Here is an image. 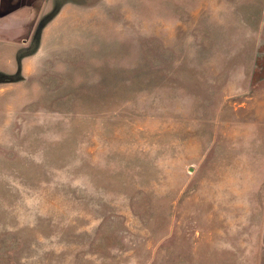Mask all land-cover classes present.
I'll return each mask as SVG.
<instances>
[{
	"label": "rangeland",
	"instance_id": "1",
	"mask_svg": "<svg viewBox=\"0 0 264 264\" xmlns=\"http://www.w3.org/2000/svg\"><path fill=\"white\" fill-rule=\"evenodd\" d=\"M11 3L0 264H264V0Z\"/></svg>",
	"mask_w": 264,
	"mask_h": 264
},
{
	"label": "crops",
	"instance_id": "2",
	"mask_svg": "<svg viewBox=\"0 0 264 264\" xmlns=\"http://www.w3.org/2000/svg\"><path fill=\"white\" fill-rule=\"evenodd\" d=\"M17 8L19 9L18 11H22L23 12L24 19H25V15H26L25 7L21 8V4H19V6ZM13 9L14 8H12L11 0H0V19L1 18L3 19V24H5V25H9V24H12V23L16 24L17 22H15L14 20H16V19L20 20L19 16H21V15L18 14V17L16 18V15L14 13H12ZM28 9H30V8L28 7Z\"/></svg>",
	"mask_w": 264,
	"mask_h": 264
}]
</instances>
